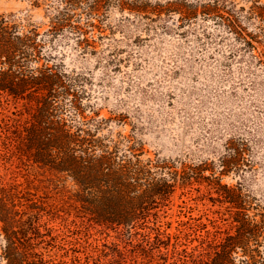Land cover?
<instances>
[{
	"label": "rangeland",
	"instance_id": "1",
	"mask_svg": "<svg viewBox=\"0 0 264 264\" xmlns=\"http://www.w3.org/2000/svg\"><path fill=\"white\" fill-rule=\"evenodd\" d=\"M150 2L163 12L0 0V16L38 35L41 57L28 69L56 61L73 73L85 115L108 121L101 135L141 141L143 160L158 155L196 170L198 180L160 208L157 226L173 237L162 249L168 264H181L184 250L188 264L207 261L237 235L238 207L248 231L233 260L264 264V0ZM28 118L26 102L0 95V187L19 194L26 221L38 213L28 210L32 201L45 207L38 222L33 217L44 234L38 251L63 264H164L136 246L140 236L128 244L130 237L78 217L73 182L54 190L50 174L19 153L14 132ZM215 179L227 187L224 203ZM5 246L0 223V264Z\"/></svg>",
	"mask_w": 264,
	"mask_h": 264
},
{
	"label": "trees",
	"instance_id": "2",
	"mask_svg": "<svg viewBox=\"0 0 264 264\" xmlns=\"http://www.w3.org/2000/svg\"><path fill=\"white\" fill-rule=\"evenodd\" d=\"M63 1L69 7L88 5L93 13L110 5L138 14L152 6L161 14L164 8L150 0ZM10 23L8 18L0 16V95L6 94L28 105V120L22 130L19 126L14 132L20 139L19 153L50 174L54 190L63 191V181L73 182L75 190L68 191L69 200L78 217L130 237L128 244L133 243V236H140L136 246L150 252L152 259L157 252L164 264H168L162 249H169L173 237L162 231L161 225L157 226L160 208L170 204L178 189L190 187L193 180H198L196 170L181 160H167L158 155L143 160L146 151L141 141L101 135L108 121L85 115L83 91L73 73L66 72L56 61L53 66L28 69L33 59L41 57L38 35L33 30L24 33L18 25ZM228 164L223 160L221 172H227ZM216 182L224 203L227 197L222 191H227V187ZM20 199L18 193L0 187V223L6 239L7 264H63L47 259L37 249L44 242V234L33 217L38 222L45 207L32 201L27 208L38 213L26 221L28 213L21 209ZM238 209L237 235L224 239L202 264H235L233 254L246 243L248 231L245 232L241 208ZM147 230L155 232L154 239ZM184 255L185 259L179 260L188 264L185 250Z\"/></svg>",
	"mask_w": 264,
	"mask_h": 264
}]
</instances>
